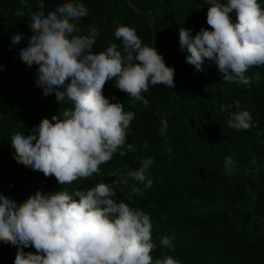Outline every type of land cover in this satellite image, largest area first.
<instances>
[{
  "label": "trees",
  "instance_id": "trees-1",
  "mask_svg": "<svg viewBox=\"0 0 264 264\" xmlns=\"http://www.w3.org/2000/svg\"><path fill=\"white\" fill-rule=\"evenodd\" d=\"M63 2L44 0L45 14ZM78 2L88 9L86 17L74 22L79 34L87 35L90 26L98 29L94 51H105L112 44L122 51L115 30L128 26L142 44L154 46L166 65L174 67V88L150 85L144 93L145 107L115 88L114 79L105 84L103 95L115 96L111 102L134 113L126 139L133 151L126 146L120 149L126 155L115 153L100 165L98 175L62 186L54 176L45 177L18 164L11 137L18 132L28 136L42 119L51 120L72 105L67 101L58 104L54 93L44 95L36 85L38 66L29 68L19 59L32 35L28 19L39 10V0H24L23 4L22 0H0V194L17 203L37 191L65 190L71 195L100 182L111 184L151 160L146 175L152 186L129 179L127 187H117L116 199L149 216L156 245L150 253L154 261L171 257L178 264H264V67L248 69L249 84L226 83L207 59L204 71L186 62L188 53L180 50L179 29L191 30L193 36L202 28L211 30L209 0ZM258 3L264 8V0ZM18 10L23 15L17 16ZM231 16L235 22V13ZM16 34L23 39L13 45L10 37ZM237 100L239 108L234 103ZM241 110L252 117L250 130L228 127L230 114ZM165 120L167 127L162 132ZM228 157L232 164L226 167ZM133 184L140 194L129 199ZM164 238L169 239V246L161 244ZM23 250L36 251L31 246ZM17 251L16 245L0 241V264H14Z\"/></svg>",
  "mask_w": 264,
  "mask_h": 264
},
{
  "label": "clouds",
  "instance_id": "clouds-1",
  "mask_svg": "<svg viewBox=\"0 0 264 264\" xmlns=\"http://www.w3.org/2000/svg\"><path fill=\"white\" fill-rule=\"evenodd\" d=\"M209 2L207 24L211 30L202 28L193 36L191 30L179 29L180 50L188 53L186 62L204 71L207 59L222 74L223 82L251 83L246 76L248 69L264 67V8L258 0ZM38 7L30 13L32 35L19 59L29 68L38 66L36 85L44 95L54 93L58 104L67 101L72 107L51 120L42 119L28 136L14 134L10 143L18 164L45 177L54 176L63 186L98 175L100 165L108 163L115 153L126 155L120 151L125 146L133 151L126 139L134 113L125 112L119 102H111L115 96L105 97V84L114 79L115 88L147 107L144 93L149 86L174 88L175 69L166 65L154 46L142 44L128 26L115 30L122 51L115 44L105 51H94L98 29L90 26L87 35H80L74 23L88 15L78 0H65L47 14L44 0H39ZM16 15L23 12L18 10ZM10 39L18 45L23 35ZM234 103L239 108V101ZM251 120L250 113L241 110L232 112L227 123L232 129L250 130ZM166 127V120L162 121L161 131ZM151 163L146 160L139 169L128 171L111 184L100 182L71 195L65 190L37 191L17 203L0 194V241L18 247L14 264H178L171 257L153 260L150 253L156 245L149 216L116 199L117 187H127L129 179L152 186L146 175ZM231 164V157L226 158V167ZM111 175L116 177L117 173ZM139 194L140 189L133 184L129 199ZM161 244L169 246L170 241L164 238ZM30 246L35 253L24 252Z\"/></svg>",
  "mask_w": 264,
  "mask_h": 264
}]
</instances>
